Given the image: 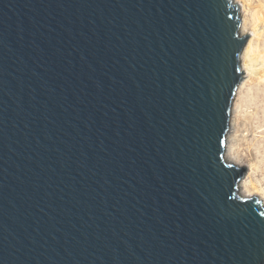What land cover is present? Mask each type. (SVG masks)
<instances>
[{"label":"water","instance_id":"1","mask_svg":"<svg viewBox=\"0 0 264 264\" xmlns=\"http://www.w3.org/2000/svg\"><path fill=\"white\" fill-rule=\"evenodd\" d=\"M241 27L233 0H0V264H264L225 155Z\"/></svg>","mask_w":264,"mask_h":264},{"label":"bare ground","instance_id":"2","mask_svg":"<svg viewBox=\"0 0 264 264\" xmlns=\"http://www.w3.org/2000/svg\"><path fill=\"white\" fill-rule=\"evenodd\" d=\"M240 2V1H239ZM233 3L240 9L242 18L241 33H248V41L243 48L240 57L242 80L238 86L237 94L232 106V114L230 119V128L228 135L230 140L226 142L225 155L227 159L232 160L234 164L240 165L243 168L244 163L239 152L240 135L238 134V127L242 120L241 114V94L242 90L249 86L254 78L264 81V50L259 46V42L264 39V2H260L257 7L251 8L243 3L240 8L238 0H233ZM252 17L253 25L251 30L248 29V18ZM258 18V19H257ZM253 190L255 192H253ZM258 188L252 180L250 174L244 175L239 185V194L243 198H258L264 206V196L260 194Z\"/></svg>","mask_w":264,"mask_h":264},{"label":"rangeland","instance_id":"3","mask_svg":"<svg viewBox=\"0 0 264 264\" xmlns=\"http://www.w3.org/2000/svg\"><path fill=\"white\" fill-rule=\"evenodd\" d=\"M262 1L264 2V0H238V5L241 8L245 3L255 8ZM247 25L251 30L252 17L248 18ZM259 46L264 50V39L259 42ZM240 98L242 120L238 127V134L241 137L239 152L244 163L243 169L245 176L248 174L252 176L255 186L264 196L262 194L264 189V81L254 78L251 84L242 90Z\"/></svg>","mask_w":264,"mask_h":264},{"label":"snow or ice","instance_id":"4","mask_svg":"<svg viewBox=\"0 0 264 264\" xmlns=\"http://www.w3.org/2000/svg\"><path fill=\"white\" fill-rule=\"evenodd\" d=\"M229 167H231V165H229ZM262 194H264V189H262Z\"/></svg>","mask_w":264,"mask_h":264}]
</instances>
